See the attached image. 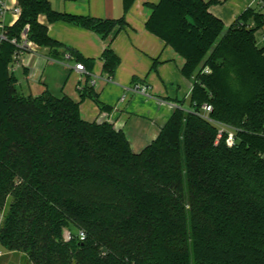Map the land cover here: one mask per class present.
Returning a JSON list of instances; mask_svg holds the SVG:
<instances>
[{"label": "trees", "instance_id": "16d2710c", "mask_svg": "<svg viewBox=\"0 0 264 264\" xmlns=\"http://www.w3.org/2000/svg\"><path fill=\"white\" fill-rule=\"evenodd\" d=\"M134 1L124 0L126 11ZM17 2L22 13L7 27L10 39L28 27L38 46L56 58L71 51L87 68L93 60L51 37L39 15L103 37L127 25L125 17L56 11L50 0ZM210 5L149 3L147 30L182 60L193 86L140 151L114 124L85 119L69 95L24 94L11 70L17 47L1 43L0 243L7 254L22 264H264V46L256 39L264 14L247 8L227 26ZM103 60L114 76L121 58L112 42ZM92 94L91 84L81 93ZM205 103L210 117L236 128L234 146L215 144L217 125L198 114Z\"/></svg>", "mask_w": 264, "mask_h": 264}, {"label": "crops", "instance_id": "0c3cea01", "mask_svg": "<svg viewBox=\"0 0 264 264\" xmlns=\"http://www.w3.org/2000/svg\"><path fill=\"white\" fill-rule=\"evenodd\" d=\"M50 1L56 11L103 19L125 17L127 25L103 37L74 23L50 22L45 14L39 15V21L48 25L51 37L84 58L92 59V67L79 70L76 65L81 61L71 51L60 49L56 58L49 47L36 44V52H25L21 65L14 71L18 87L26 95L49 90L57 96H71L80 101L85 119H102L114 124L126 133L133 150H142L158 136L174 109L180 106L179 101L188 102L193 86L192 80L181 72L182 60L146 28L149 3L158 0H135L128 11L124 0ZM206 1H211L210 11L227 26L247 8H258L257 0ZM261 41L262 44L258 41L257 44L264 46ZM110 42L121 58L114 76L104 71L103 53ZM108 77H112V81H108ZM26 82L29 94L24 92ZM88 84L93 86L92 95L96 98L82 97V90ZM136 85L145 86L147 93L137 92ZM184 107L188 108V103Z\"/></svg>", "mask_w": 264, "mask_h": 264}, {"label": "built area", "instance_id": "2783aa9c", "mask_svg": "<svg viewBox=\"0 0 264 264\" xmlns=\"http://www.w3.org/2000/svg\"><path fill=\"white\" fill-rule=\"evenodd\" d=\"M257 5L259 11L264 14V0H257ZM22 13V9L19 6L17 1H8L0 0V50L1 43L4 40H8L11 43L16 45V51L13 56V62L11 64V70L15 71L22 62V56L25 52H36V43L29 39L28 27H26L20 34L19 38L13 37L9 38L7 34V27L12 26L19 19ZM261 32V39L264 41V29H259ZM76 68L79 70H85L83 63H77ZM205 72H209V69H205ZM108 81H112V77L106 78ZM135 90L141 94L147 93V88L142 85H136ZM213 110V107L209 103H205L201 111H198V114L204 118L214 122L218 127L217 137L215 144H219L222 139H225L228 146L232 147L237 143V134L236 128L231 124L217 121L210 117V112ZM81 239H85L86 234L84 231L79 233ZM72 238L71 233L65 236L66 240Z\"/></svg>", "mask_w": 264, "mask_h": 264}, {"label": "rangeland", "instance_id": "374dc122", "mask_svg": "<svg viewBox=\"0 0 264 264\" xmlns=\"http://www.w3.org/2000/svg\"><path fill=\"white\" fill-rule=\"evenodd\" d=\"M256 39L257 41L262 44V41H261V32L260 30H257L256 31ZM24 92L29 94L30 93V89H28V83H24ZM97 121H104L102 119H95ZM0 220H1V217H0ZM70 229L69 228H64V236H66L67 234L70 233ZM1 255H3L1 257ZM22 264L20 262V259H16V258H13L12 255L10 254H7V250L5 249V247H3V245L0 243V264Z\"/></svg>", "mask_w": 264, "mask_h": 264}, {"label": "water", "instance_id": "95a60500", "mask_svg": "<svg viewBox=\"0 0 264 264\" xmlns=\"http://www.w3.org/2000/svg\"><path fill=\"white\" fill-rule=\"evenodd\" d=\"M0 217H2V214H0Z\"/></svg>", "mask_w": 264, "mask_h": 264}]
</instances>
